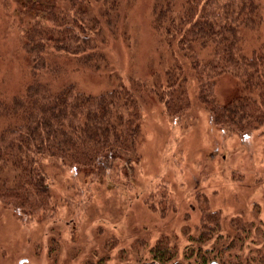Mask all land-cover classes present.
I'll return each mask as SVG.
<instances>
[{
	"label": "rangeland",
	"instance_id": "1",
	"mask_svg": "<svg viewBox=\"0 0 264 264\" xmlns=\"http://www.w3.org/2000/svg\"><path fill=\"white\" fill-rule=\"evenodd\" d=\"M24 2L0 0V89L11 92L32 79L19 45L30 24ZM152 4L123 0L120 18L105 28L109 65H65L67 80L93 93L147 78L157 87L181 60L156 39ZM237 81L230 72L220 77L222 103L240 94ZM142 99L138 162L117 161L103 180L49 168L46 211L21 215L0 205V264H134L158 248L170 250L167 264H264V127L239 136L215 127L193 97L182 116L152 93Z\"/></svg>",
	"mask_w": 264,
	"mask_h": 264
},
{
	"label": "trees",
	"instance_id": "2",
	"mask_svg": "<svg viewBox=\"0 0 264 264\" xmlns=\"http://www.w3.org/2000/svg\"><path fill=\"white\" fill-rule=\"evenodd\" d=\"M122 1L25 0L30 24L19 45L32 79L18 92L0 89L4 208L21 215L46 211L49 168L103 180L117 161L138 162L143 92L172 116L189 112L193 97L215 127L231 134L264 127V0H153L152 31L181 60L157 87L147 78L93 93L67 80L65 65L96 71L109 65L105 28L120 18ZM228 72L240 94L222 103L217 86ZM161 252L168 258L170 250Z\"/></svg>",
	"mask_w": 264,
	"mask_h": 264
},
{
	"label": "flooded vegetation",
	"instance_id": "3",
	"mask_svg": "<svg viewBox=\"0 0 264 264\" xmlns=\"http://www.w3.org/2000/svg\"><path fill=\"white\" fill-rule=\"evenodd\" d=\"M162 249L163 248H158V249H156L155 251H154V258L153 259H146V260H141V261H134L133 263L134 264H167V262L168 263H170L169 261L171 260V258H172V255H170V257L169 258H164L163 257V252H161L162 251ZM202 260H204L203 258H202ZM213 264V263H216V264H229V262H224V263H221V262H219V261H213V262H210V264ZM85 264H92V261H87ZM95 264H100V263H95ZM103 264H106V262L104 261V263ZM128 264V263H127ZM172 264H177V262H174V263H172ZM201 264H202V262H201Z\"/></svg>",
	"mask_w": 264,
	"mask_h": 264
}]
</instances>
